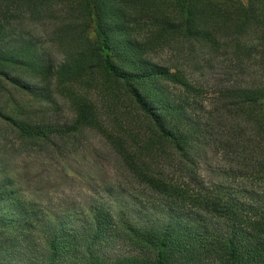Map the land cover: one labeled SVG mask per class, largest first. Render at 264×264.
<instances>
[{
    "label": "trees",
    "instance_id": "trees-1",
    "mask_svg": "<svg viewBox=\"0 0 264 264\" xmlns=\"http://www.w3.org/2000/svg\"><path fill=\"white\" fill-rule=\"evenodd\" d=\"M209 74L257 81L224 85L213 112ZM20 92L63 98L72 121L37 118ZM83 129L105 138L149 206L43 220L7 148ZM210 144L238 184L197 174ZM237 169L264 176V0H0V264H264V197ZM115 241L132 249L105 253Z\"/></svg>",
    "mask_w": 264,
    "mask_h": 264
},
{
    "label": "rangeland",
    "instance_id": "rangeland-1",
    "mask_svg": "<svg viewBox=\"0 0 264 264\" xmlns=\"http://www.w3.org/2000/svg\"><path fill=\"white\" fill-rule=\"evenodd\" d=\"M247 2V0H241ZM54 60H59L61 55L52 45H44ZM220 74L205 75L201 79L202 90L205 97V108L216 111L220 105L216 96L224 85L252 84L256 79L228 80ZM232 79V78H231ZM17 96L27 105V109L37 110V118H48L61 124L72 121L73 115L69 104L61 97L57 107L50 104L39 103L36 97L23 92ZM217 129V122H213ZM11 143L8 145L10 147ZM7 148L10 162L9 169L14 174L17 183L24 193L36 199V206L40 209L43 220L63 217L69 224L78 225L85 218L86 207L97 204L108 207L114 211L126 210L149 206L153 199L146 197L148 190H144L125 169L118 155L111 148L105 138L91 129L64 138H59L51 145L14 146ZM203 160L198 170L199 176L206 181H224L232 185L233 173L224 171L228 166L226 151L214 145H208ZM244 173L240 186L254 189L264 197V176L246 178V170L237 169ZM167 172L174 177L182 175L176 167L168 168ZM238 173V172H237ZM230 175V176H229ZM252 187V188H251ZM153 214L148 210L140 211L137 215L131 214L132 219L144 222ZM132 248L121 242L115 241L103 247L109 255L127 254Z\"/></svg>",
    "mask_w": 264,
    "mask_h": 264
}]
</instances>
